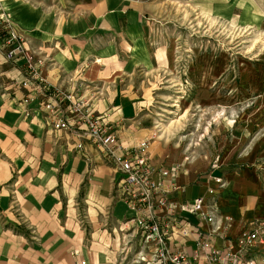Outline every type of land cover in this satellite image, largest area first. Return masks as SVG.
I'll return each instance as SVG.
<instances>
[{
  "label": "crops",
  "instance_id": "crops-1",
  "mask_svg": "<svg viewBox=\"0 0 264 264\" xmlns=\"http://www.w3.org/2000/svg\"><path fill=\"white\" fill-rule=\"evenodd\" d=\"M223 1H228L233 20L260 19V0H206L207 12L220 13L225 9ZM142 10L140 0H0V21H8L44 61L42 77L47 86L73 91L90 111L104 116L108 133L123 149L148 141V150L155 136L140 112L147 92L137 74L163 69L164 61L163 51L152 46ZM2 61L0 54V264H89L91 260L136 264L134 251H140L147 262L150 249L131 250L140 242L136 229H123L131 213L112 200L116 177L111 164L89 142L83 143V159L74 150L73 136L53 133L43 112L46 100L39 95L28 105L31 113L25 117L16 103L26 91L16 88L17 71ZM156 144L147 154L151 166L167 172L158 178L165 198L177 209L197 197L205 202L213 198L218 208L211 224L176 209L175 215L186 222L187 236L173 231L170 248L190 256L192 240L199 234L210 247L230 245L236 250L234 240L252 230L250 221L264 219L258 211L264 205L258 177L264 174L228 167L224 159L211 165V159L186 158L175 149H157ZM60 198L83 199L88 225L97 230L92 241L82 244L83 233L80 241L72 239L75 218L62 211ZM91 213L98 216L97 222L90 219ZM12 229L21 231L13 234ZM116 247L127 255H118ZM263 248L250 253L252 263Z\"/></svg>",
  "mask_w": 264,
  "mask_h": 264
},
{
  "label": "rangeland",
  "instance_id": "rangeland-1",
  "mask_svg": "<svg viewBox=\"0 0 264 264\" xmlns=\"http://www.w3.org/2000/svg\"><path fill=\"white\" fill-rule=\"evenodd\" d=\"M140 2L141 17L150 26L152 46L163 51L160 56L164 61L163 69L136 72L144 79L142 89L147 92L140 112L146 115L155 136L149 149L158 141L157 149L167 147L186 158L211 159V165L224 159L228 167L254 169L263 175L264 0H260V19L252 22L239 20V16L233 20L228 1L222 2L225 9L220 13L207 12L206 0ZM44 70L45 66L42 74ZM258 178L264 193V177ZM228 186L224 184L226 191ZM81 200L60 198L59 206L72 220L77 212L86 215L85 226L80 227L74 219L72 231L74 241H80L83 233L82 244H86L96 237L97 230L88 225ZM259 208L263 214L264 205ZM90 215L93 222L98 221L96 214ZM249 225L264 235V219L250 221ZM116 249L119 255L122 248ZM93 250L90 253L95 257ZM258 254L253 264H264L263 249ZM91 261L89 264H95Z\"/></svg>",
  "mask_w": 264,
  "mask_h": 264
},
{
  "label": "built area",
  "instance_id": "built-area-1",
  "mask_svg": "<svg viewBox=\"0 0 264 264\" xmlns=\"http://www.w3.org/2000/svg\"><path fill=\"white\" fill-rule=\"evenodd\" d=\"M0 54L17 71L20 87L26 91L19 104L25 117L31 113L28 105L39 95L46 100L42 103L43 112L46 124L53 133L73 136L76 139L74 150L80 152L84 159L83 143L89 142L99 151L102 160L111 164L113 176L116 177L112 184V200L120 202L131 213L123 221V229H136L140 241L139 246L135 245L131 250H140V246L151 250L147 262L140 251H134L136 264H193L198 261L203 264H253L250 253L258 246H264L263 232L256 229L243 231L235 238L236 250L230 245L221 249L210 247L197 232L194 233L197 236L192 240L194 248L190 256L172 250L169 246L170 235L177 231L187 236L183 228L186 222L175 215L177 208L165 198L158 178L165 177L167 172L151 166L147 154L148 141L123 149L116 136L108 133L104 116L90 111L73 91L47 86L42 77L44 61L28 49L25 37L4 20L0 21ZM177 210L208 224L214 223L217 213L213 198L205 202L201 197L194 198L187 206ZM74 218L80 227L85 226L86 215L76 213ZM72 254L75 255L76 251H72ZM120 254L126 256L127 251L122 248Z\"/></svg>",
  "mask_w": 264,
  "mask_h": 264
},
{
  "label": "bare ground",
  "instance_id": "bare-ground-1",
  "mask_svg": "<svg viewBox=\"0 0 264 264\" xmlns=\"http://www.w3.org/2000/svg\"><path fill=\"white\" fill-rule=\"evenodd\" d=\"M216 208H217V205H216ZM218 209V208H217Z\"/></svg>",
  "mask_w": 264,
  "mask_h": 264
}]
</instances>
